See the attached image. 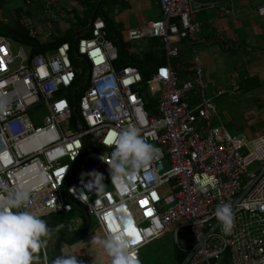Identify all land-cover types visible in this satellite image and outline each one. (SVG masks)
<instances>
[{"label":"built area","instance_id":"obj_1","mask_svg":"<svg viewBox=\"0 0 264 264\" xmlns=\"http://www.w3.org/2000/svg\"><path fill=\"white\" fill-rule=\"evenodd\" d=\"M190 1L157 0L159 19L124 36L130 44L163 42L167 61L147 81L157 100L152 116L139 91L141 72L132 65L116 68L119 50L101 18L72 42L42 53L0 34V182L28 193L25 209L40 218L84 211L104 238L122 231V216L131 217L140 236L133 245L138 259L143 247L172 228L187 254L179 264H264V129L254 137L232 136L215 123L214 99L226 90L208 94L198 55L191 61L193 76H179L173 60L180 43L195 42L202 31ZM213 5L221 16L234 13L232 3ZM52 6L47 3L45 12L54 17ZM257 12L264 18V0ZM20 23L38 39L24 16ZM15 42L21 44L16 54ZM231 91L241 95V85L232 82ZM43 108V115H32ZM129 127L159 151L135 176L112 177L116 137ZM252 164L257 167L249 171ZM167 184L173 204L163 209L167 197L160 190ZM223 204L234 212L227 234L215 216ZM184 231L191 237L187 246L179 241Z\"/></svg>","mask_w":264,"mask_h":264},{"label":"crops","instance_id":"obj_2","mask_svg":"<svg viewBox=\"0 0 264 264\" xmlns=\"http://www.w3.org/2000/svg\"><path fill=\"white\" fill-rule=\"evenodd\" d=\"M25 1H27L26 4L33 3L32 0ZM46 1L47 3H53L52 8L54 9L55 1ZM197 1L201 4L203 1L208 0ZM214 1L232 3L234 13L220 16L218 9H216L217 11L214 10V12L207 11L205 14H210L204 17V21L201 23L203 26H201L202 31L197 36L196 41L193 43L186 41L180 43L181 62L188 65L187 73L184 74L183 79L193 76L191 61L195 54L202 61L209 95H213L214 92L220 90H226L224 95L233 94L231 83L234 82L232 80L235 75V78H238L236 82L241 85L242 94L234 99L228 96L226 104L222 102L219 107L217 106L215 123L222 124L227 129L228 125L234 122L236 124L235 129L240 132L239 134L242 133L248 137H254L264 129V65L260 64L264 63V18L257 12V8L261 6L263 0H257L256 2L254 0ZM191 2L192 0L190 4ZM77 6L79 7V4ZM37 9L39 8L35 5H31L25 10L17 7L13 10V14L18 22H20V17H23L22 15L26 16L25 14L28 17L31 16L32 19H36L39 16ZM69 9L70 11H68L71 12V8ZM80 10L77 12L80 13ZM61 12L64 13V11ZM192 19L194 22H198L195 15H193ZM1 20L9 22V18L5 17L3 12L0 13ZM134 45L136 46L135 48H138V44L134 43ZM255 59L259 62V65L256 64V68H253L252 62ZM225 78H229V80L226 82ZM224 95L215 98V101L223 98ZM237 126L240 128H237ZM57 215L41 218L49 220L46 222L49 225L48 228L53 230L52 236L57 235V237L52 242L50 250H47L44 246L38 251L40 252L39 254L36 253L38 260L35 261V264H52L57 256L71 253L68 244L75 240L76 235L66 230V223L56 224ZM64 215L70 216V214ZM59 225H63V228L58 230L57 227ZM103 238V234L100 231V239ZM64 250L66 253H64ZM96 252L91 259H84L82 256H77V259L82 261V264H111V258H106L105 255L102 258L101 251L97 250ZM139 260L141 261V254Z\"/></svg>","mask_w":264,"mask_h":264},{"label":"rangeland","instance_id":"obj_3","mask_svg":"<svg viewBox=\"0 0 264 264\" xmlns=\"http://www.w3.org/2000/svg\"><path fill=\"white\" fill-rule=\"evenodd\" d=\"M31 1V0H30ZM33 3L26 4L27 1L25 0H0V13H4L5 17L9 18L10 24H14L16 18L14 16V9L17 7L25 10L27 7L31 5H35L38 7V14L39 16L36 19H32L31 16H24V21L29 23L35 30L38 32V39L41 43L47 44L54 41L55 37H63V36H78V30L76 25L79 23V18L81 17L78 15V10H80L81 6H77L79 4L75 0H54V11L55 16L51 17L48 13L45 12L47 1L46 0H32ZM257 0H254L256 2ZM214 0L203 1L201 4L197 0H192L190 7H191V14L196 16V18L201 24L204 21V17L208 14H205L207 11H213L217 8L213 5ZM195 4V6H193ZM68 8H71V12L68 11ZM77 9V10H75ZM110 21L109 32H115L118 36H127V32L129 29L140 28L146 23L150 21H154L159 19L160 17V9L157 4V0H105L103 3L102 8ZM61 11H64L62 13ZM81 11V10H80ZM203 11V12H200ZM217 11V10H216ZM219 13V12H218ZM77 14V15H76ZM81 14V12H80ZM220 15V14H219ZM78 16V17H76ZM221 16V15H220ZM22 18V17H20ZM21 21V19H20ZM3 21H0V24ZM202 26V24H201ZM203 27V26H202ZM149 43H145V41H136V45L138 44V48L132 49L137 54H141L139 48L145 49L142 52L147 51L150 47H154L155 39H148ZM18 42L12 44V50L14 54L20 48ZM160 52H163V46L161 45ZM25 51L28 53V48L24 47ZM184 58V57H183ZM185 59V58H184ZM259 65V62L255 59L252 62L253 68H256L255 65ZM264 65V63H260ZM87 73H84V79L86 78ZM226 82L229 78H225ZM238 78L233 76L234 82H236ZM225 85V83H224ZM225 96V97H224ZM223 98L214 99L216 107L220 106L222 102L226 104L228 96L231 98H235L238 95L234 94H226ZM228 104V103H227ZM219 110H221L219 108ZM218 110V111H219ZM45 109H37L34 115H43L45 113ZM236 124L234 122L228 125V132L233 136L237 135L240 132L236 131ZM237 128H240L237 126ZM68 131L70 128L67 129ZM257 167V164H252L249 167V171L254 170ZM160 193L165 198L163 202V209L168 208L170 205L173 204V200L171 199L172 190L169 184L165 185L161 190ZM79 219L83 220V223L76 227L75 223L79 221ZM44 220V219H43ZM89 220V225H88ZM44 221L48 222V219ZM62 222L66 223V230L68 232H73L76 236L75 240L68 244L71 249V253H75L76 257H83L86 258H93L94 255L97 253L96 251H101L102 258L105 255L106 258H110L100 247L98 241L100 240V231L97 227V224L93 217L87 218L84 211L79 209L75 210L71 214L70 217L67 216ZM47 226H49L47 224ZM89 226V227H88ZM97 228V229H96ZM53 230H50V236L47 237V243L45 247L47 250H50L52 242L56 239V236H52ZM51 240V242H49ZM180 244L182 246H187L189 242H191V237L187 231H184L179 238ZM178 248V244L176 243L174 231L172 228L167 229L166 233L159 239L153 241L149 245L143 247L140 251L141 254V264H179L175 258L176 249ZM40 252H37L39 254ZM64 253L65 250H64ZM38 256V255H37Z\"/></svg>","mask_w":264,"mask_h":264},{"label":"clouds","instance_id":"obj_4","mask_svg":"<svg viewBox=\"0 0 264 264\" xmlns=\"http://www.w3.org/2000/svg\"><path fill=\"white\" fill-rule=\"evenodd\" d=\"M4 108L0 102V111ZM158 151L141 136L138 128L122 130L116 137L111 163H108L112 177L135 176L150 166ZM28 200V193L0 182V264H35L36 253L47 243L50 229L46 221L25 209ZM215 216L224 233H229L234 226L231 205L219 206ZM121 224L122 231L108 234L98 243L111 258V264H141L133 255V237L125 231L132 224V218L122 216ZM52 264H82V261H78L75 253H66L57 256Z\"/></svg>","mask_w":264,"mask_h":264},{"label":"trees","instance_id":"obj_5","mask_svg":"<svg viewBox=\"0 0 264 264\" xmlns=\"http://www.w3.org/2000/svg\"><path fill=\"white\" fill-rule=\"evenodd\" d=\"M104 1L105 0H76V2H78L82 8L81 14L78 13V15L81 16L79 18V23L76 25L78 35L86 32L88 25L92 21L99 18L105 21L107 25L106 29L108 37L117 46L119 50V59L115 63L116 68H121L126 65H132L136 66L139 69L143 77V84L139 87V91L146 102V109L148 111V114L151 116L155 115V107L157 104V100L151 95L147 85V81L152 77L153 73L156 70V67L161 64H164L167 61L164 53L160 52V50L162 49L161 45L163 46V42L160 39L151 38L155 39L154 47H150V49L145 52H142L145 49L139 48L141 54H137L136 52H134V50H132L136 47L134 43H127L124 41V36L119 37L117 33L109 32L108 29L110 26V21L106 12L102 9ZM0 34L10 37L15 41L32 45L33 51L36 53H42L51 50L65 41L72 42L75 38L74 36L55 37L54 41L47 44H43L39 41V39H30L28 36L27 29L18 21L14 24H10L9 22L1 23ZM145 43H149L148 40L145 41ZM173 65L176 68L179 76L183 78L184 74L187 73L188 65L181 62V56L173 60ZM67 216L69 215H57L56 224L61 223L65 218H67ZM186 255V252L180 250L179 248L176 249L175 258L178 263H182L186 258Z\"/></svg>","mask_w":264,"mask_h":264},{"label":"snow or ice","instance_id":"obj_6","mask_svg":"<svg viewBox=\"0 0 264 264\" xmlns=\"http://www.w3.org/2000/svg\"><path fill=\"white\" fill-rule=\"evenodd\" d=\"M111 142V140H109ZM146 201H141L142 205H146ZM150 214V213H146ZM125 231L130 234L133 237V243L136 244L140 240L139 233L137 232L136 228L133 226V224H130L128 227L125 228Z\"/></svg>","mask_w":264,"mask_h":264},{"label":"bare ground","instance_id":"obj_7","mask_svg":"<svg viewBox=\"0 0 264 264\" xmlns=\"http://www.w3.org/2000/svg\"><path fill=\"white\" fill-rule=\"evenodd\" d=\"M54 226V225H53Z\"/></svg>","mask_w":264,"mask_h":264}]
</instances>
